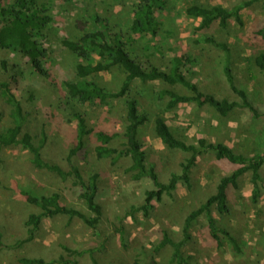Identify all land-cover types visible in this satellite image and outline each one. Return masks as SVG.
Returning <instances> with one entry per match:
<instances>
[{"label": "rangeland", "instance_id": "374dc122", "mask_svg": "<svg viewBox=\"0 0 264 264\" xmlns=\"http://www.w3.org/2000/svg\"><path fill=\"white\" fill-rule=\"evenodd\" d=\"M242 1L164 0L163 7L155 15L158 22L156 33L135 41L132 49L143 64L163 71H169L177 59L180 61L179 71L199 93L218 100L239 101L223 74V67L229 59L236 86L246 91L253 105L264 112V81L253 65L257 53L264 52V39L255 33L264 25V4L260 2L242 10V28L230 22L226 29L214 24L207 30H200L199 19L186 14L187 8L193 5L230 8ZM41 2L46 4L54 18L44 41L51 51L50 58L43 63L47 76H40L22 55L0 50V60L9 67L4 78L11 82L15 96L22 103L28 118L26 131L33 137L34 144L45 138V153L64 171H69L64 159L77 142V115L82 117L86 134L81 152L74 161L85 179L98 175L97 203L102 215L94 228L78 218L67 216L43 219L32 242L18 249L2 250L0 264H18V256L45 261L63 256L78 264H93V260L98 264H177L172 260L170 246L156 249L163 233L180 242L185 217L215 194L220 179L229 175L234 166L218 161L211 152H204L191 170L190 188L178 184L171 196L163 195L161 202L153 203L154 208L147 216L142 213L127 216L130 206L143 204V192L152 188L151 182H133L124 172L129 166L127 159L120 160L114 167L110 161L98 160L94 154L97 131H122L123 105L117 101L106 106L81 104L69 97L65 84L74 80L78 59L63 48L61 41L65 38L74 40L82 34L85 25L93 26L92 16L108 20L116 32L128 34L132 12L141 0ZM203 38L211 41H203ZM88 79L113 88L123 81L124 73L113 71ZM161 89L172 88L158 83H135L128 94L139 101L148 115V123L140 129L139 142L146 156V167L153 165L161 182L166 183L172 172L180 171L185 155L168 150L153 135L154 119L159 115L173 134L186 143L223 144L246 157L264 153V119H253L244 110H233L222 117L212 107L199 108L194 103L181 104L165 112L163 109L168 99L160 101L157 98ZM176 89L187 92L180 87ZM1 155L0 236L5 247L16 246L18 241L27 237L24 222L36 210L20 192L34 198L59 193L64 205L88 218L93 217L79 199L77 189L73 188L72 178L64 182L57 175L35 171L27 152L7 149ZM261 178L258 202L251 200L252 186L247 173L239 179V189L230 193L229 213L220 217L213 211L218 226L233 236L238 250L223 236L222 245L218 247L208 235L205 219L201 218L194 222L190 240L181 248V254L189 264H264V167Z\"/></svg>", "mask_w": 264, "mask_h": 264}, {"label": "trees", "instance_id": "16d2710c", "mask_svg": "<svg viewBox=\"0 0 264 264\" xmlns=\"http://www.w3.org/2000/svg\"><path fill=\"white\" fill-rule=\"evenodd\" d=\"M264 0H243L240 4L224 8L221 6L193 5L187 8V16L200 21V30H207L214 24L221 29H226L230 22L239 28L244 26L241 12ZM164 5V0H141L140 5L132 12L130 31L126 35L116 32L108 20L98 16H92L93 26L85 25L82 34L74 39H63V48L75 55L78 64L75 66L74 80L65 84L69 97L81 104L97 103L106 106L113 101L123 105V114L120 116L122 131L108 133L97 131L95 133L96 146L94 154L98 160L110 161L116 167L120 160L127 159L129 166L124 172L129 175L133 182L148 180L152 184L151 189L143 192V204L130 206L127 216L142 213L147 216L154 208V202H161L163 195L171 196L178 184L190 188V173L197 163V158L204 152H211L218 161H226L234 166L233 171L220 179L215 194L210 196L197 209L191 211L184 219L182 228L183 239L180 242L173 241L166 233L157 244L160 250L166 246L173 249L172 260L177 264H189L181 254L182 246L190 240V229L194 222L204 218L208 228L209 237L222 245V236L229 243H237L233 236L218 226L213 217V211L220 217L229 213V197L233 190L239 189V179L245 174H250L252 186L251 200L258 202L261 197V171L264 167V153L246 157L236 154L232 149L223 144H213L201 141L198 144H189L178 139L170 130L165 119L159 115L154 119L153 135L161 141L163 146L171 151H178L185 155L180 164L179 172H172L166 183L159 179L158 172L153 165L146 167V156L139 142L140 129L145 126L149 119L139 101L129 97L135 83L164 84L170 88L161 89L157 92L160 101L168 99L164 111L174 110L178 105L194 103L196 107L210 106L220 116L225 117L233 110H244L253 119H264L261 112L253 105L246 91L239 89L234 81L229 59L223 67V74L229 89L239 101L227 99L218 100L210 95L199 93L179 71L180 61L175 59L169 71H163L153 65L143 64L132 45L135 41L153 36L156 33L158 22L156 13ZM50 9L41 0H6L0 1V50L16 52L25 57L31 67L42 77L47 76V70L43 63L50 58V49L45 46V33L51 27L54 18ZM264 39V25L256 32ZM203 41L210 42L208 38ZM253 65L260 73L264 81V52H259L253 60ZM10 68H13L11 66ZM9 71L7 63L0 60V164L3 152L7 149H17L29 154V161L33 169L43 174L59 176L62 181L73 179V188L77 189V195L81 199L93 217L88 218L82 212L67 207L61 202L59 193L42 195L38 198L30 196L26 192H20L24 200L35 207L24 222L27 228V237L16 243V246H4L0 236V253L4 248L18 249L24 244L34 240L35 233L43 219L57 216L78 218L86 225L94 228L102 215L101 206L97 203L99 192L98 175H92L85 179L79 166L74 159L81 152L82 139L86 134V127L82 117L77 115L78 136L75 147L71 148L64 159L69 171H64L59 165L51 162L45 153V138L38 144H34L33 137L26 131L28 122L27 114L22 103L15 96L10 84L4 78ZM113 71L124 73L123 81L113 88L102 86L88 78L93 75L109 74ZM180 87L187 92L178 91ZM192 94H191V93ZM4 120H7L4 123ZM115 142V143H114ZM115 145H112V144ZM122 244L124 242L121 238ZM66 252L68 249L64 248ZM18 264H78L75 260H66L63 256L57 259L45 261L38 258L17 257ZM93 264H98L93 260Z\"/></svg>", "mask_w": 264, "mask_h": 264}]
</instances>
